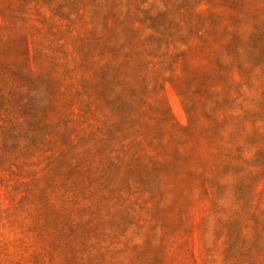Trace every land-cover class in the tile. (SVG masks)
<instances>
[{"label": "rangeland", "instance_id": "1", "mask_svg": "<svg viewBox=\"0 0 264 264\" xmlns=\"http://www.w3.org/2000/svg\"><path fill=\"white\" fill-rule=\"evenodd\" d=\"M0 264H264V0H0Z\"/></svg>", "mask_w": 264, "mask_h": 264}]
</instances>
